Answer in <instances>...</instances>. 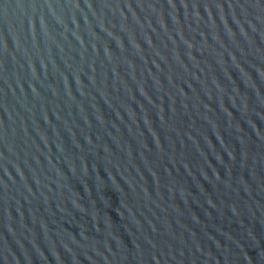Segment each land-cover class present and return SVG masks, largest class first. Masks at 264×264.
<instances>
[{"label":"water","instance_id":"water-1","mask_svg":"<svg viewBox=\"0 0 264 264\" xmlns=\"http://www.w3.org/2000/svg\"><path fill=\"white\" fill-rule=\"evenodd\" d=\"M0 264H264V0H0Z\"/></svg>","mask_w":264,"mask_h":264}]
</instances>
